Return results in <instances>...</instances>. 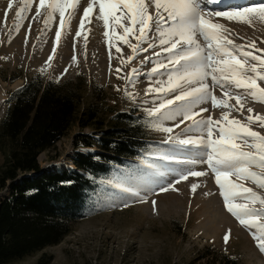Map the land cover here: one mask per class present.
<instances>
[{
	"label": "rangeland",
	"instance_id": "374dc122",
	"mask_svg": "<svg viewBox=\"0 0 264 264\" xmlns=\"http://www.w3.org/2000/svg\"><path fill=\"white\" fill-rule=\"evenodd\" d=\"M48 2L50 0H46V3ZM88 2L91 0H81L80 5L86 6ZM260 2L261 0L243 1L246 4ZM9 3L13 5L11 10L7 9ZM38 3L39 0H33L31 10L23 14L22 21H18L16 13L23 6L24 0H0V94L4 98V108L7 110L12 93L37 75L59 82H74L82 78L86 82V87L81 111L89 106L98 109L100 120L105 121V130L109 127L111 111L140 115L147 121L150 144L148 151L136 160H128L125 165L115 167L110 175L94 181L93 189L87 193L83 206L84 218L72 226L71 233L60 244L15 260L11 264H37L42 257H51L50 264H223L222 259L225 257H232L237 264H264V252L259 250L257 241L252 235L255 229L249 230L242 226L227 211L223 197L220 195L221 190L216 184L215 175L206 163L191 166L196 171L207 172L206 176H190L188 180L175 184L177 190L170 188L162 192L159 191L162 185L153 186L156 191L145 196L146 202H141L134 197H129L127 201L112 199V193L119 191L112 187L116 179L128 174L130 169L147 170L145 161L152 162L154 154L173 152L177 147L165 142L168 139V133L154 130L149 126V122L156 118H150L147 115L148 109L155 107L163 99L175 95L172 93L165 97L163 94L149 92L150 88H154L157 76H161L162 80L166 77V80L168 79V70L159 69L156 75L149 71V75L141 77V80L136 77L135 85L129 84L126 78L132 75L133 68L137 69L139 74L143 66H146V69L156 67V63L152 64L153 59L150 58L157 52L151 53L152 47H149V44L142 48L146 51H141L129 62L127 58L132 55L131 48L123 40L117 39V36L123 35L122 28L115 27V31L112 29L109 32L111 37L109 39L103 34L107 30L103 27V23L100 25L102 29L92 32L94 21L91 19V23L86 22L84 30L77 37V31L70 30L74 25L72 20L65 29L59 28L58 13L54 14L53 20L45 25L49 10L39 9L41 15L36 17ZM208 4L207 10H211L213 7L208 8ZM94 9L99 11L98 7ZM149 11L155 10L150 7ZM6 12L7 20L5 21ZM70 13L71 9L66 11L65 19ZM117 15L120 13L118 12ZM207 18L210 22H218L227 27L232 34L230 38L235 44L239 45V42L245 41L247 51L264 57V52H258L249 47L254 41L257 49L264 50V21L257 17L250 25L214 15ZM80 19L77 20L78 24ZM18 23L22 25L19 28L16 27ZM127 23L125 21V24ZM112 24L111 21L110 26ZM77 29L80 31L79 25ZM58 31L61 38L57 43ZM149 35L151 37L154 33ZM127 39L132 45L138 44L135 32L129 34ZM197 39L201 44L204 43L202 37L198 36ZM65 43L70 47L78 46L87 49V62L70 71L56 69L45 61L36 62V60H44L43 55L35 53L37 48L47 44L61 47ZM117 48L121 51L117 52ZM167 55L165 53L166 58ZM165 63L167 64V61ZM117 69L121 71L117 72ZM145 71L147 72V70L143 72ZM206 82L211 85V78L209 77ZM261 86L264 87V82H261ZM236 91L243 93L244 90ZM126 92L131 94V98ZM214 94L226 99L231 105L236 103L235 99L222 97L219 87L214 89ZM242 102L245 104L243 115L238 111H232L230 119L236 118L243 121L245 116L250 115L247 108L253 109L251 115H264V103L254 102L250 97ZM199 107L209 108L208 112L201 113L205 118L211 115L213 119H220L227 111V109L213 107L211 103H203ZM179 120V117L177 120H165L163 125L173 128L172 136L179 134L181 138H186L184 130L192 124V121H184L180 127H175ZM251 127L264 134V128L259 127L258 124H252ZM91 130L87 128L84 131ZM79 131L78 126H73L54 148L43 152L39 157L41 167L45 170H57L56 167L59 164L66 163L68 169H75L72 161L75 154L73 136ZM188 135L195 137L199 133L193 132ZM242 147L243 150L253 151L247 146L242 145ZM196 151L199 149L188 147L177 152V155L184 157ZM155 162L176 169L187 167ZM251 170L261 171L259 168ZM168 178L171 179L164 181V185H167L169 181L175 183L173 175L170 174ZM230 179L264 196V189L250 180H242L235 175ZM193 184L199 185L195 192L192 191ZM7 195V190L0 191V200ZM153 201L156 202L155 207H153ZM244 202L237 201V203ZM254 206L261 207L258 203ZM221 216L225 219L216 225L211 224L215 218ZM259 221L264 222V218ZM229 230L230 236L226 243L224 238Z\"/></svg>",
	"mask_w": 264,
	"mask_h": 264
},
{
	"label": "snow or ice",
	"instance_id": "6c2138e0",
	"mask_svg": "<svg viewBox=\"0 0 264 264\" xmlns=\"http://www.w3.org/2000/svg\"><path fill=\"white\" fill-rule=\"evenodd\" d=\"M209 2L218 7L207 10ZM80 3L81 0H50L48 3L46 0H39L35 16L41 15L39 9L47 8L49 11L45 25L58 13L59 28L65 29L70 25ZM32 4L33 0H24L23 6L16 13L18 21L24 19L23 14L31 10ZM12 7L11 3L7 5L8 10ZM96 7L99 9L96 19L103 22L105 29L110 27V21L113 22V28L123 29V35L117 36V39L123 40L131 48L132 55L127 58L129 62L141 51H146L140 48V44L148 43L149 47H156L154 41L158 37L159 46L168 54L167 64L157 60L156 67L151 71L156 75L159 69L164 68L168 70V79L166 82L156 81L160 87L150 88L149 92L163 94L165 97L175 93L171 98H165L155 107L148 109L147 115L156 118L149 122V126L168 133L165 142L177 146L176 149L173 152L154 154L152 162L145 161L147 170L130 169L128 174L116 179L112 187L119 191L112 193V199L127 201L129 197H134L146 202L145 196L156 191L154 185H162L159 191L166 192L170 188L177 190L175 184L188 180L190 176H206L207 172L196 171L190 167L206 163L215 175L227 211L242 226L249 230L256 229L252 232L253 238L257 241L259 250L264 252V223H258L264 218V196L230 179L235 175L264 189V134L251 127L252 124H258L264 128V115H251L253 109L247 108L250 115L245 116L243 121L229 118L232 111L243 115L245 104L242 101L248 97L254 102L264 103V87L261 86V82H264V57L247 51L244 45L235 44L227 27L218 22H210L207 18L214 15L250 25L257 17L264 21V0L257 4H246L241 0H91L82 10L77 37L84 30L85 23H91V14ZM150 7L155 11L150 12ZM69 9L71 13L65 19V13ZM118 12L120 15H117ZM125 21L128 23L125 24ZM20 26V23L16 25L17 28ZM134 32L137 45H132L127 39L129 34ZM150 33L154 35L150 37ZM103 34L111 39L107 30ZM198 36L203 38V44L197 39ZM60 38L58 31L57 43ZM249 47L264 52L256 48L254 41ZM116 51L120 52L121 49L117 48ZM52 55H55L54 50ZM156 55L159 57L161 53L157 52ZM119 71L121 69H117V72ZM136 75L137 69L133 68L132 75L126 78L129 84L135 85ZM209 77L211 85L206 82ZM216 87L221 89L222 97L235 99V105L217 97L214 94ZM240 89L244 90L243 93L236 91ZM126 94L131 98L130 93ZM203 103H211L213 107L227 111L220 119H213L211 115L205 118L201 113L208 112L209 108H200ZM177 117L180 120L175 127H180L184 121H192L184 130L186 138H181L179 134L172 136L173 128L163 125V121L177 120ZM193 132L199 135H188ZM242 145L253 151L243 150ZM188 147L199 151L184 157L177 155V152ZM155 161L189 167L176 169ZM253 168H259L261 171H252ZM170 174L173 175L175 183L169 181L164 185V179ZM198 187L199 185L193 184L192 191L195 192ZM238 200L245 202L237 203ZM155 203L153 201V207ZM257 203L260 208L254 206ZM229 236L230 230L224 238L226 243Z\"/></svg>",
	"mask_w": 264,
	"mask_h": 264
},
{
	"label": "trees",
	"instance_id": "16d2710c",
	"mask_svg": "<svg viewBox=\"0 0 264 264\" xmlns=\"http://www.w3.org/2000/svg\"><path fill=\"white\" fill-rule=\"evenodd\" d=\"M86 82L49 80L37 75L12 93L0 124V264L60 244L84 218L94 181L148 151L145 118L111 111L108 129L94 107L80 110ZM73 126L75 169L45 170L40 155L54 148ZM91 128L90 132L84 130ZM86 151V152H85ZM42 257L37 264H50ZM223 264H237L232 257Z\"/></svg>",
	"mask_w": 264,
	"mask_h": 264
},
{
	"label": "bare ground",
	"instance_id": "6f19581e",
	"mask_svg": "<svg viewBox=\"0 0 264 264\" xmlns=\"http://www.w3.org/2000/svg\"><path fill=\"white\" fill-rule=\"evenodd\" d=\"M243 1H249V0H241V2ZM210 4H208V8L211 7H218L217 5H214L213 3L209 2ZM79 7V6H78ZM85 6L84 5H80L79 10H76L75 15L73 16L74 18L72 19L74 25L70 28L78 31L77 27H78V22L77 20L79 18H81L82 16V10ZM96 13L97 10L94 9L93 13L91 14V19L94 21L93 23V30L92 32H97L98 29H102L101 28V24L103 23L101 20L96 19ZM111 22V21H110ZM114 30L113 28V24L107 29L108 32H110L111 30ZM115 31V30H114ZM246 40V39H244ZM245 41H243L242 43L239 42V45H245L244 43ZM62 44V43H61ZM155 44L156 47H152V52L151 53H156V52H160L161 55L159 57H157V55L152 56L150 59H153L152 64L156 63L157 60L163 61L165 63V61H167V58L165 57V53L163 52L162 48L159 46V39L158 37L155 40ZM146 45H148V43H142L140 45L141 48L146 47ZM246 46V45H245ZM53 50L55 51V55L53 56ZM87 49H85L84 47H70L67 43L61 45V47H58V45H56L54 47V45L52 44H47L44 47H39L35 50V53H37L38 55H43V59L44 60H36L37 63L40 62H48L49 64H51V66H53L56 69H61L63 71H70L73 70L75 68H77L79 65H81L82 63H86L87 61ZM92 53L95 54V51L92 50ZM56 56V59L54 60V57ZM166 64V63H165ZM162 69V68H161ZM164 69V68H163ZM141 72L139 74L136 75V77L138 78V80H141V77L147 76L149 75V71L152 72V68L150 67L149 69H146V66H143L141 69ZM144 70H147V72H143ZM151 74V73H150ZM167 78V77H166ZM166 78H161V76H157V80L156 81H164L166 82ZM160 87L159 84H157L156 82L154 83V88H158ZM3 96L0 94V120L2 119L4 113H5V108L3 105ZM135 161V160H133ZM138 162V161H137ZM165 164L169 165L167 162H165ZM172 164H170L171 166ZM179 165V164H176ZM197 165V164H196ZM193 166V165H192ZM189 167V166H187ZM191 167V166H190ZM57 171L62 172L64 170L68 169V166L65 164H59L56 167ZM171 178H166L164 179V181L169 180ZM163 181V183H164ZM157 186V185H154ZM160 186V185H159ZM223 219H225L223 216L219 217V218H215L214 221L211 223L212 225H216V223H220ZM258 223H264L261 221H258ZM256 231V229H255Z\"/></svg>",
	"mask_w": 264,
	"mask_h": 264
}]
</instances>
